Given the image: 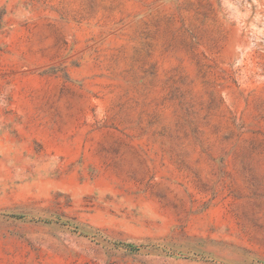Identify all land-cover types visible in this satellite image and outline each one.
I'll return each instance as SVG.
<instances>
[{
  "label": "rangeland",
  "instance_id": "obj_1",
  "mask_svg": "<svg viewBox=\"0 0 264 264\" xmlns=\"http://www.w3.org/2000/svg\"><path fill=\"white\" fill-rule=\"evenodd\" d=\"M0 264H264V0H0Z\"/></svg>",
  "mask_w": 264,
  "mask_h": 264
}]
</instances>
